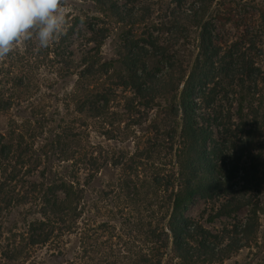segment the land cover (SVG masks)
Returning a JSON list of instances; mask_svg holds the SVG:
<instances>
[{"label":"trees","instance_id":"16d2710c","mask_svg":"<svg viewBox=\"0 0 264 264\" xmlns=\"http://www.w3.org/2000/svg\"><path fill=\"white\" fill-rule=\"evenodd\" d=\"M87 1L95 5L102 17H110L117 25L127 24L135 27L143 21L134 10L138 0H126L123 6L115 0ZM173 1L176 9L182 11V21L174 19L171 22L174 29L172 44H192L197 51L193 64L188 63L185 68L175 59V53L168 55L170 51L165 48L168 47L166 43L152 34L146 39L143 38V41L150 45L155 53L168 60L167 76L158 75V61L150 66L146 58L137 57L136 53L142 55L143 48L139 46L141 41L130 39L128 36L125 38V51L128 55L119 62L103 63L100 54L107 24H90L89 28L93 34L90 43L95 44V47L87 52L80 64L82 69L78 74V87L69 101L79 115L108 119L111 103L115 99L119 100L122 93H133V98L126 104V111L130 114L137 111V105L150 109L157 103V99L163 98L166 105H169L167 116L171 120L168 131L164 132L169 142L167 150L171 154L176 150V160H171L168 165L175 164L178 170L166 174L155 171L148 180H142V184L137 186L136 181L140 180V177L135 169L140 163H133L134 167L129 169L134 171L138 179L130 177V172L113 177L109 185L115 182L117 193L120 191L116 204L99 206L97 203L88 202L86 195V188L93 182V175H89L85 183L81 184L77 172L71 171L68 175L54 174L44 169L41 181L24 182L31 168H35L39 163V154L35 153L33 143L28 140H34L38 128L42 127L36 124L37 116L34 115L22 117L20 121L12 120L7 132L0 131V216L24 208L22 215L25 216L26 223L24 230L15 233L9 231L22 242L14 247L12 263L20 256L28 264H165L163 261L170 252L178 260L176 264H200L224 259L231 250H240L250 242L251 235L256 230L257 213L264 214V208H259L256 195L249 196L247 200H240L228 194L231 189L228 181L236 170H240L241 158L248 154V162H243L241 169L242 182L246 185L251 183L256 189H260L261 170H258V165L254 166L253 162L260 161L264 151L263 142L256 146L257 154H251V151L255 147L254 141L258 133L260 140L264 139V111L250 108L249 114L245 113L248 108L244 102L251 93V88L245 89L244 80L257 73L263 75L264 72L261 73L262 70L256 68L252 60L248 61V57L235 59L233 54L223 53L219 45L223 41L222 35L216 30L213 22L236 21V16H241L237 8L240 12L243 11L245 16L253 17L248 21L249 27L244 29L247 40L240 41V44L247 43L250 45L249 51L256 50L260 44H264V0H194L187 9L184 8L186 0ZM241 1L246 4H240ZM249 4L252 5L253 11H257V15L248 11ZM212 6L213 16L209 19L207 14ZM254 17L259 22L256 23ZM96 20L102 23L101 17ZM85 23V20L81 23L80 17H77L61 37V43H65L77 27ZM184 33H188L187 37ZM158 55L152 56L157 58ZM236 62H241V69L236 67ZM73 65L67 64V67L72 69ZM218 75L233 79L241 89L237 94L241 97L235 112L241 122L236 125L234 132L231 128V112L223 115L220 106H217V110L212 109L213 116L200 111V101L206 109L217 103L221 93L218 92L215 82ZM103 77H106L105 80H102ZM25 83L21 80L15 86L23 88ZM21 101L19 97H15L12 102L1 100L0 112L14 107ZM44 115L40 116V120L44 119ZM111 115L118 117L119 113ZM123 116L119 115V119L114 121H121ZM248 118L253 119L249 128L242 123L247 122ZM212 120L224 128L225 137L221 142H214L209 130ZM41 122L39 121L40 124ZM136 122L139 123L140 120L133 119V123ZM203 122L207 126H204ZM72 123L74 120L70 121L63 137V140L69 141L60 151L64 163L72 162L73 169L82 161H88L87 164L98 169H105L108 165L124 168L126 160L111 162L107 158L106 163L101 159L98 162L96 159H86L84 152L76 155L78 160L75 163L73 158L76 152L71 146L75 138L71 131ZM32 124H35L33 132L29 129ZM156 131L160 133L158 127ZM104 135L110 140L112 132L105 131ZM237 136L243 137L239 150L241 154L233 151L232 144L227 147L231 140L236 142L233 140L238 138ZM177 137L180 141L178 140L179 147L176 149L174 147ZM58 140H62V136L54 134L51 149L57 146ZM157 148L155 146V149ZM150 154L152 153L148 152L146 157L150 158ZM225 166L229 167L227 178L219 175ZM71 168L70 165L68 170ZM251 171H254L255 175ZM19 183L21 188L17 186ZM144 186L150 189L148 194H145V198H151L147 202L141 199L139 189ZM221 194L227 195L229 199L220 207L217 217L230 216L245 206L252 208L250 218L232 231L236 238H232L231 242L219 249L220 237L190 221L186 212L196 197L213 199ZM2 233L4 228L1 225L0 235ZM39 249L45 251L44 257H36L35 253Z\"/></svg>","mask_w":264,"mask_h":264},{"label":"rangeland","instance_id":"374dc122","mask_svg":"<svg viewBox=\"0 0 264 264\" xmlns=\"http://www.w3.org/2000/svg\"><path fill=\"white\" fill-rule=\"evenodd\" d=\"M115 1L120 6L126 3V0ZM253 1L260 2L261 0ZM192 2L194 0H186L184 8L187 9ZM240 4L245 5L246 2L241 1ZM135 6V12L143 21L135 27H130L127 24L117 25L108 16L102 17L95 5L90 1L68 0L69 27L72 26L77 17H84L86 23L77 27L65 43H61L60 38L48 48L37 50L36 44L33 41H28L25 44L19 45L5 60L0 61V101L6 102L11 100L12 102L15 97H19L23 101L10 109L0 112V131L3 133L7 132L12 120L20 121L22 117L27 118L30 115L37 116L35 122L38 126L42 127V129L38 128L34 140H28L33 143L35 153L39 154V163L36 164L35 168H31L32 170L25 176L24 182L41 181V173L44 169L52 171L54 174L61 173L68 175L71 171L77 172L81 184L85 183V179L89 175H93V182L86 188L87 199L88 202H94L102 206L116 204L115 202L120 191L117 193L115 182L109 185L113 177L130 172V177H133L134 180L138 179L134 171L129 169L134 167L133 163H140L139 167L135 169L136 174H139L140 177V180L136 181L137 186L142 184V180H148L155 171L166 174L169 171L178 170L175 164L168 165L171 163V160H176V150L172 154L167 150L169 142L164 132L168 131L171 120L167 116L169 105H166L163 98L157 99V103L150 109L136 104L135 109L137 111L130 114L126 111V104L133 98V93L128 92L125 95L122 93L120 99L118 98L119 100L115 99L111 103L108 119L87 118L79 115L75 112L74 105L69 101L75 88L78 87V74L82 69L80 64L83 62L87 52L95 47V44L90 43L93 38V34L89 28L90 24L97 23L95 26L107 24L104 44L101 47L100 54L101 62L103 63L110 61L119 62L128 55L127 51H125V38L128 36L130 39L136 38L141 41L139 46L143 48L142 55L136 53L137 57L146 58L150 66H153L158 61L159 69L156 70L158 71V75L167 76L168 60L158 55L159 53H155L154 49L143 41V38L146 39L151 34L154 37L158 36L161 42L166 43L165 45L168 47L165 48H169L170 51L168 55L170 56L175 53V59L182 63L185 68L188 63H194L197 51L192 44L186 42L172 44L174 29L171 27V22L174 19L182 21V11L176 9L173 0H138ZM249 6L248 11L257 15V11H253L252 5L249 4ZM213 8L214 6H212L207 14V18L209 19L213 16ZM173 12L176 13L174 14ZM237 12L241 16H236V21L226 23L213 22L216 25V30L222 35L223 41L219 44L220 48L223 53H231L236 56L235 59L241 56H244L245 59L248 57V61L249 59L252 60L256 65L255 67L262 70L260 72L263 73L264 44H260L256 50L253 49L252 51H249V44H240V41L246 42L247 40L244 29L249 27L248 21L252 20L253 17L245 16L243 11L240 12L239 8H237ZM98 17L102 18V23L97 22L96 18ZM254 20L256 23L259 22L255 17ZM196 34L198 33L196 32ZM184 35L187 37L188 33H184ZM162 47L164 46L162 45ZM153 54H157L158 57H153ZM67 64H74V67L72 66V69H69ZM236 64V67L241 69V62H236ZM105 78L103 77L102 80H105ZM21 80L26 82V86L23 88L15 86ZM215 82H217L218 92H221L218 95L217 103L215 102L212 108L206 109L202 101H200V111L202 113H210L213 116L212 109L217 110V106H220L221 110H223V115L231 112V128L234 132L236 125L241 122L235 116L241 97V95L238 96L237 94L241 92V89L236 86V81H233L231 78H225L224 75H218ZM182 87L183 83L180 85V90ZM244 87L245 89L251 88V93L247 95V99L244 102V105L248 108L245 110V113L250 108L263 112L264 74L260 75L257 73L249 79H245ZM115 112L119 113V115H124L121 121H114V119H119V115L118 117L111 115V113ZM42 114H45L44 119L40 120ZM133 119L140 120V122L133 123ZM45 120L47 121L45 122ZM73 120L74 123L71 124V131L75 134V138L72 140L71 146L76 152L73 158L75 163L78 160V156L76 157V155L84 152V155L87 156L86 159H96L98 162L100 161L99 159L105 160V163L107 160L111 162L126 160L124 168L123 166L114 167L113 165H108L105 169H98L87 164L89 163L88 161H82L73 169L74 164L72 162L64 163L63 155L60 151L64 149V145L69 141L63 140V137L66 129L70 126V121ZM246 120L247 122L243 121L242 123H245L247 128H249L251 123L253 124V119L248 118ZM39 121H42L41 124ZM111 121L113 122L111 123ZM33 125L35 124H32L29 128L32 132L35 129ZM203 125L207 126L206 123ZM157 127L160 133H157ZM209 130L212 132L214 142H221L225 137L223 126L218 125L213 120L209 124ZM105 131L112 132L110 140L104 135ZM54 134H57L58 137L62 136V140H58L57 146L51 149ZM238 136L240 137L241 135L238 134ZM239 137L233 140L236 142H232L231 140L232 143L227 144V147L232 144L233 151L237 154H239L243 143L241 142L243 137ZM255 138V147L251 151V154H257L258 149H256V146L260 142H263L264 146V139L260 140L259 133ZM176 139L177 144L174 148L177 149L180 138L177 137ZM155 146L158 148L155 149ZM148 152L152 153L150 154V158L146 157ZM246 157L241 158L239 163L240 170L238 172L236 170L233 177L228 181V185L231 187L228 190V194L240 200H247L249 196L256 195V202L259 204V208H264V151L262 152L260 161L253 162L254 166L257 164L258 170H261L259 173L261 179L259 180L260 189H256L251 183L246 185V183L242 182L241 176H243V173L241 169L243 168V162H248ZM83 162L87 163L84 164ZM70 165L72 168L68 170ZM228 170L229 167H223V171L219 175L227 178ZM132 173H134V176H132ZM251 173L255 175L254 171H251ZM17 186L21 188L22 185L19 183ZM139 189L141 199L145 202L151 200L150 196L145 198V194H148L150 191L149 187L144 186L139 187ZM101 192H104V194L102 195ZM228 199L227 195L222 194L213 199L198 196L186 212V217L190 221L202 226L211 234L220 237L219 249L231 242L232 238H236L232 234V231H235L237 227L244 224L251 215L252 206H245L230 216L217 217L220 207ZM24 210V208H21L10 213H3L0 216V226L2 225L4 228V233L0 235V264H28L20 256L17 257L14 263H12L13 260L11 259L14 247L17 244H22L20 238L14 237L12 233L26 228L25 216L22 215ZM256 223V230L251 235L250 242L244 245L242 249L231 250L224 256V259L220 258L205 263L201 262L200 264H264V214H261V212L257 213ZM9 231H12V233H9ZM35 254L37 258L44 257L45 251L39 249ZM173 258L174 255L169 252V255L165 257L163 262L165 264H176L178 260Z\"/></svg>","mask_w":264,"mask_h":264},{"label":"clouds","instance_id":"9594fccd","mask_svg":"<svg viewBox=\"0 0 264 264\" xmlns=\"http://www.w3.org/2000/svg\"><path fill=\"white\" fill-rule=\"evenodd\" d=\"M68 27V0H0V61L28 41L48 48Z\"/></svg>","mask_w":264,"mask_h":264}]
</instances>
